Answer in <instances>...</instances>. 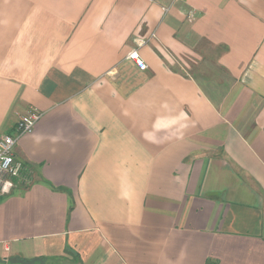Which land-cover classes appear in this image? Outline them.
Wrapping results in <instances>:
<instances>
[{
  "label": "crops",
  "instance_id": "crops-1",
  "mask_svg": "<svg viewBox=\"0 0 264 264\" xmlns=\"http://www.w3.org/2000/svg\"><path fill=\"white\" fill-rule=\"evenodd\" d=\"M33 108L0 264H264V0H0V139Z\"/></svg>",
  "mask_w": 264,
  "mask_h": 264
},
{
  "label": "built area",
  "instance_id": "built-area-1",
  "mask_svg": "<svg viewBox=\"0 0 264 264\" xmlns=\"http://www.w3.org/2000/svg\"><path fill=\"white\" fill-rule=\"evenodd\" d=\"M147 43L146 40H139L138 45ZM134 60L141 70H146L148 65L141 58L138 49L134 48L128 56ZM41 112L36 108L21 115L16 125L15 134H5L0 139V197L9 195L14 186L15 180L20 177L24 165L16 158L15 147L20 136L31 133L37 121L41 117Z\"/></svg>",
  "mask_w": 264,
  "mask_h": 264
},
{
  "label": "rangeland",
  "instance_id": "rangeland-1",
  "mask_svg": "<svg viewBox=\"0 0 264 264\" xmlns=\"http://www.w3.org/2000/svg\"><path fill=\"white\" fill-rule=\"evenodd\" d=\"M42 263V262H41ZM40 262L38 263H35V264H41ZM45 264H48V263H45ZM49 264H58L57 262H52V263H49Z\"/></svg>",
  "mask_w": 264,
  "mask_h": 264
}]
</instances>
